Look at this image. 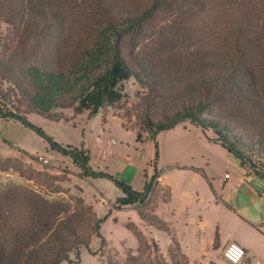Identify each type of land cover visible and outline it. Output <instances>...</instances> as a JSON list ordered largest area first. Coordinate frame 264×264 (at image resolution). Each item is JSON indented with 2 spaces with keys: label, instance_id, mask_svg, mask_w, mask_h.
Instances as JSON below:
<instances>
[{
  "label": "trees",
  "instance_id": "16d2710c",
  "mask_svg": "<svg viewBox=\"0 0 264 264\" xmlns=\"http://www.w3.org/2000/svg\"><path fill=\"white\" fill-rule=\"evenodd\" d=\"M91 1L96 24L82 35L70 8L54 0H0V22L11 31L0 43V118L28 126L29 115L57 122L116 109L137 141L189 121L209 131L246 174L264 179V0ZM130 80L137 90L127 104ZM51 146L85 176L102 174L89 166L83 145ZM9 170L22 183L0 184V264H61L79 257L93 237L103 241L107 216L98 217L79 194L59 198L58 175L0 161V172ZM157 177L140 192L116 179L123 194L115 204L135 206L142 221L166 230L144 209L157 194L150 193ZM36 179L48 190H36ZM133 234L137 253L107 264H186L176 243L161 255L154 241Z\"/></svg>",
  "mask_w": 264,
  "mask_h": 264
},
{
  "label": "rangeland",
  "instance_id": "374dc122",
  "mask_svg": "<svg viewBox=\"0 0 264 264\" xmlns=\"http://www.w3.org/2000/svg\"><path fill=\"white\" fill-rule=\"evenodd\" d=\"M54 1L70 8L82 35L92 32L96 8L91 0ZM10 37V29L0 22V43H6ZM216 41L222 48L227 45L222 34H217ZM136 90L137 85L131 80L125 83L127 104L134 101ZM119 112L101 111L94 116L84 112L57 122L29 115L28 126L16 119L0 118V161L16 168L20 166L22 170H44L58 175L62 180L57 182L62 190L59 198L79 194L92 205L98 217L107 216L100 230L103 241L93 237L88 247L81 248L79 257L71 254L70 261L61 264L123 262L129 253H137L133 230H139L147 241H154L161 255H169L168 250L176 243L175 251L186 264H231L223 257V249L231 240L247 246L248 255L243 264H264V226L252 227L242 220L246 212L234 213L226 203L234 188L225 180L224 173L231 170L227 161L236 164L237 159L213 140L209 131L189 121L163 129L154 138L137 141L136 131L123 128ZM64 114L69 117L71 110H64ZM2 139L12 145L3 143ZM52 143L78 148L83 145L89 151L91 169L107 175L85 176ZM107 149L111 153H106ZM42 158L47 162H42ZM155 173L158 177L150 193L157 194L144 209L161 219L166 230L142 221L135 206L115 204L123 194L116 179L140 192ZM19 182L22 180L16 172H0V184ZM45 185L44 180L36 179L33 187L43 192L48 190ZM238 199L249 202L252 197L239 195Z\"/></svg>",
  "mask_w": 264,
  "mask_h": 264
},
{
  "label": "crops",
  "instance_id": "0c3cea01",
  "mask_svg": "<svg viewBox=\"0 0 264 264\" xmlns=\"http://www.w3.org/2000/svg\"><path fill=\"white\" fill-rule=\"evenodd\" d=\"M227 165L231 170L224 173V178L226 181H229L234 188L233 194H231V196L229 195L226 202L228 207L234 213L238 212V214H240L242 213L241 211L246 212L245 215H242V220L252 227L264 226V179L246 174L239 162L235 164L231 161H227ZM226 174H228V177H225ZM239 195L245 197L251 196L252 199L249 200V202H239ZM254 205L257 206L254 208ZM239 243L244 246L246 255H248L247 246L240 241Z\"/></svg>",
  "mask_w": 264,
  "mask_h": 264
},
{
  "label": "built area",
  "instance_id": "2783aa9c",
  "mask_svg": "<svg viewBox=\"0 0 264 264\" xmlns=\"http://www.w3.org/2000/svg\"><path fill=\"white\" fill-rule=\"evenodd\" d=\"M115 141L112 139L111 143ZM106 153H111V149H107ZM42 162L46 163L47 159L42 158ZM228 177V174L225 175ZM223 257L231 264H243L246 258V251L244 246L235 240L229 241L223 249Z\"/></svg>",
  "mask_w": 264,
  "mask_h": 264
}]
</instances>
